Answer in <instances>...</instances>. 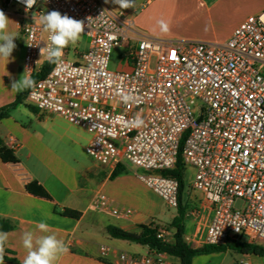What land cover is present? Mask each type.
Segmentation results:
<instances>
[{"label":"built area","instance_id":"built-area-1","mask_svg":"<svg viewBox=\"0 0 264 264\" xmlns=\"http://www.w3.org/2000/svg\"><path fill=\"white\" fill-rule=\"evenodd\" d=\"M13 6L28 18L20 23L28 76L49 64L41 56L49 35L41 14L55 10L83 21L82 35L89 39L84 52L71 44L63 50L64 71L52 64L35 93L28 91L30 105L85 128L91 135L86 152L96 164L112 172L128 164L142 170L140 180L175 208L179 182L163 173L175 167L184 140V163L195 170L190 188L202 193L203 208L212 213L202 243H264V10L225 43L213 44L146 35L127 9L114 11L105 0H36L32 8L0 0L5 14ZM121 46H132L127 68L111 70L112 51ZM70 53L76 61L66 58ZM120 94H132L135 103H123ZM137 114L144 123L134 128L130 121ZM94 205L117 218L134 215L102 192ZM157 236L168 241L165 228ZM110 250L101 246V257ZM119 262L175 264L155 251L121 253Z\"/></svg>","mask_w":264,"mask_h":264},{"label":"crops","instance_id":"crops-1","mask_svg":"<svg viewBox=\"0 0 264 264\" xmlns=\"http://www.w3.org/2000/svg\"><path fill=\"white\" fill-rule=\"evenodd\" d=\"M106 4L114 11L125 10L111 2ZM127 10L135 26L154 38L221 44L249 16L264 10V0H142L137 4L135 0V7ZM20 11L18 6H13L5 14L9 19L8 30L17 37L9 59H0V108L14 103L25 92L11 90L14 81H19L22 75L28 76L24 70L26 43L20 33V23L26 18L19 15ZM161 19L169 23L168 32L160 30L157 22ZM84 133L90 134L59 115L39 111L26 98L10 110L8 117L0 120V138L18 159L17 163H6L0 158V217L13 224V229L7 231L4 264H15L11 260L23 264L27 251L22 245V236L28 231L37 236L54 233L66 242L69 252L61 256L57 264H122L119 262L121 253L147 255L154 252L148 246L112 238L107 233L109 225L137 232L140 225L158 224L135 211L131 219H125L127 222H115L105 217L104 213L110 212L95 207L96 194L104 193L107 184L112 186L107 197L113 204L119 190L133 196L136 193L125 173L112 179V170L96 163L95 167H90L82 161V150H86L91 140V136L85 137L81 144ZM40 188L51 199L39 196ZM202 201L200 192L189 189L185 193V239L195 249L205 246L202 239L212 218ZM56 206L76 210L81 215L79 218L63 216L55 211ZM149 215L152 218L154 214L149 212ZM41 221L49 225V233L38 230L37 224ZM171 222L166 224L169 226ZM158 226L166 229L168 242H173L175 230L166 225ZM103 245L111 249L106 257L100 255ZM168 258L180 264L179 258L169 255ZM192 264H264V255L241 253L227 247L197 255Z\"/></svg>","mask_w":264,"mask_h":264},{"label":"clouds","instance_id":"clouds-1","mask_svg":"<svg viewBox=\"0 0 264 264\" xmlns=\"http://www.w3.org/2000/svg\"><path fill=\"white\" fill-rule=\"evenodd\" d=\"M27 8H32L36 4V0H21ZM113 3L118 5L120 9H128L135 7V0H105V3ZM35 19V18H34ZM39 23L48 35V44L41 49V56H46L49 64L57 67L54 71H64L62 61L63 50L70 44H76L81 35L84 33V22L62 15L59 11H50L41 14ZM158 26L162 32L169 31V23L161 19ZM9 19L5 13L0 10V59L8 60L16 45L14 39L16 34L8 30ZM38 87L37 82L31 76L22 75L19 81H14L11 90L16 93L31 89L35 93ZM123 103H135L136 97L132 94H120ZM144 121L140 114H137L130 121V126L139 128ZM37 228L41 233H49V225L41 221L37 224ZM8 240V233L0 231V264H4L5 245ZM22 245L26 249L27 254L23 260V264H57L61 256L69 252V247L63 239H58L56 234L35 235L33 232H25L22 236Z\"/></svg>","mask_w":264,"mask_h":264},{"label":"trees","instance_id":"trees-1","mask_svg":"<svg viewBox=\"0 0 264 264\" xmlns=\"http://www.w3.org/2000/svg\"><path fill=\"white\" fill-rule=\"evenodd\" d=\"M52 68V64H45L42 69L36 73H34L31 77L38 81L39 79L46 76L50 69ZM30 89L25 90L24 93L20 94L16 101L10 105L0 108V120L9 116V112L12 108H14L17 104L21 103L24 98H26L27 93ZM31 109H34L31 107ZM184 140L181 143L180 152L177 158L176 165L173 169L164 172V175L171 176L178 180L180 185L179 190V204L177 208V216L172 220L168 228L174 229V241L168 242L158 238V230L159 226L153 223L148 225H140L139 230L137 232H131L115 225H109L106 230L107 233L116 239L127 240L130 242L138 243L144 246H148L151 251H155L158 253H164L169 256H174L179 258L180 264H192L193 258L200 254L211 253L213 251L224 250L227 247L239 251L241 253H255L257 255H264V247L258 244H249L246 242H228L222 246L215 245H205L200 249L192 248L187 240L185 239V215L187 213V207L184 203V189H185V172L186 165L184 163V159L182 156ZM0 158L6 163H17L18 159L12 149H10L4 141L0 138ZM127 168L123 165H119L112 172L110 178L114 179L117 176L126 173ZM29 190H32L31 186H28ZM39 196L45 197L47 199H51L50 195L43 189L40 188ZM55 211L63 216L79 218L81 213L72 210L69 208L60 209L58 206L55 207ZM13 229V224L2 217H0V230L3 232H7ZM151 246V247H150ZM8 260V259H6ZM11 262L17 264L18 262L15 260H11Z\"/></svg>","mask_w":264,"mask_h":264},{"label":"rangeland","instance_id":"rangeland-1","mask_svg":"<svg viewBox=\"0 0 264 264\" xmlns=\"http://www.w3.org/2000/svg\"><path fill=\"white\" fill-rule=\"evenodd\" d=\"M142 0H136V4L141 2ZM21 11L19 15H24V10L20 8ZM25 22L28 21V18L24 20ZM227 26V25H226ZM226 26L224 28H226ZM89 44V39L81 35L80 40L76 44H71V49L74 47H78V51L84 52L87 50ZM132 46H121L117 47L112 51L111 58L109 61V68L111 70H121L127 68L129 58V52ZM69 60L76 61V56L72 53L66 56ZM196 104L200 107L201 103L198 101ZM24 109V108H23ZM19 113V112H18ZM20 114V113H19ZM21 115V114H20ZM83 139L81 138V144H84L85 137H90V134L84 133L82 135ZM82 161L90 166L95 167V162L89 157L86 150H82ZM142 172V170H137L134 166L128 164L127 165V172L125 173L127 176V182L131 184L133 190L135 191V195H128L126 193H122L119 190L118 194L114 195V207L118 209H131L135 211L137 214H141L143 217H147L149 219H154L158 225H166L171 222L173 215L177 213V208L170 206L165 200H163L158 194H156L152 189L147 187V185L140 180L138 175ZM195 170L191 166L186 168L185 172V189H184V196L185 193L190 189V184L194 179ZM95 189V188H94ZM112 189L110 184H107L105 189H103L104 194L107 196L109 191ZM95 191V190H94ZM193 191V190H192ZM108 192V193H107ZM111 192V191H110ZM93 193V192H92ZM240 203H237L239 206ZM100 211V210H99ZM149 212H153L154 215L151 218ZM104 213V212H103ZM105 217H109L110 220L115 222H127L125 219H118L116 216L111 214L104 213ZM264 246V243L262 244Z\"/></svg>","mask_w":264,"mask_h":264},{"label":"water","instance_id":"water-1","mask_svg":"<svg viewBox=\"0 0 264 264\" xmlns=\"http://www.w3.org/2000/svg\"><path fill=\"white\" fill-rule=\"evenodd\" d=\"M201 119H202V116H200V117H199L198 121L200 122V121H201ZM150 247H151V246H150Z\"/></svg>","mask_w":264,"mask_h":264}]
</instances>
